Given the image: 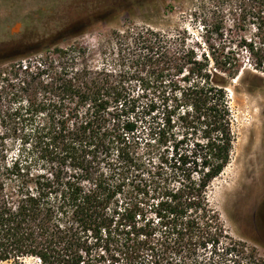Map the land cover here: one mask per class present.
I'll return each instance as SVG.
<instances>
[{"label": "trees", "instance_id": "obj_1", "mask_svg": "<svg viewBox=\"0 0 264 264\" xmlns=\"http://www.w3.org/2000/svg\"><path fill=\"white\" fill-rule=\"evenodd\" d=\"M249 1L258 33L240 46L264 77V0ZM15 40L3 62L40 60L0 72V264H95L99 249L108 264H264L231 237L209 195L233 160L229 88L246 70L240 56L209 39L199 54L148 30L128 57L94 66L84 51L44 54L56 45ZM143 76L171 91L174 105L148 135L173 140L169 171H152L140 153L132 82L148 91Z\"/></svg>", "mask_w": 264, "mask_h": 264}, {"label": "rangeland", "instance_id": "obj_2", "mask_svg": "<svg viewBox=\"0 0 264 264\" xmlns=\"http://www.w3.org/2000/svg\"><path fill=\"white\" fill-rule=\"evenodd\" d=\"M250 5L249 0H0V72L40 60L3 62L11 39L22 46L56 45L44 54L56 47L84 51L94 66L108 57L127 56L133 38L148 30L179 38L199 54L207 50L209 39L220 54L240 56L246 70L229 88L236 138L233 160L209 195L231 237L255 248L264 259V77L250 68V55L240 46L258 33ZM143 77L152 81L148 91L141 89V81L132 82L135 96H142L133 115L145 134L140 153L152 171H169L162 159L171 158L173 140L160 143L148 135L152 127L163 125L165 109L174 105L172 100L165 103L171 91L167 82ZM151 101L157 107L149 115L141 107ZM147 141L151 148L145 147ZM103 253L102 249L93 252L95 264L111 262L108 254L99 259Z\"/></svg>", "mask_w": 264, "mask_h": 264}, {"label": "water", "instance_id": "obj_3", "mask_svg": "<svg viewBox=\"0 0 264 264\" xmlns=\"http://www.w3.org/2000/svg\"><path fill=\"white\" fill-rule=\"evenodd\" d=\"M18 27H20V25H17L14 30L17 31L18 30Z\"/></svg>", "mask_w": 264, "mask_h": 264}]
</instances>
